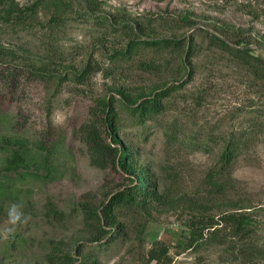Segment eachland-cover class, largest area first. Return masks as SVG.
I'll return each mask as SVG.
<instances>
[{"label": "rangeland", "instance_id": "obj_1", "mask_svg": "<svg viewBox=\"0 0 264 264\" xmlns=\"http://www.w3.org/2000/svg\"><path fill=\"white\" fill-rule=\"evenodd\" d=\"M210 33L264 59V0H0V70L18 81L11 95L0 82V264H48L59 245L74 264H148L157 242L168 264H264V77ZM163 37L187 40L144 42ZM166 88L161 112L132 113ZM107 104L132 175L145 172L167 201L124 209L126 232L96 239L87 207L130 183L120 167L93 165L81 135ZM255 118L263 125L219 172L223 136ZM230 213L251 218L247 240L221 219ZM203 216L221 223L192 240Z\"/></svg>", "mask_w": 264, "mask_h": 264}, {"label": "trees", "instance_id": "obj_2", "mask_svg": "<svg viewBox=\"0 0 264 264\" xmlns=\"http://www.w3.org/2000/svg\"><path fill=\"white\" fill-rule=\"evenodd\" d=\"M209 42L213 46H217L220 48H224L229 50L237 59L249 64L254 68V73L260 78L264 77V59L259 55H254L250 52V49L246 47H238L232 46L230 42H228L225 38L217 35L215 33L209 34ZM187 38H177V37H163V38H147L144 42L148 46H163V47H171L177 50L183 49L185 46ZM191 42V39H189ZM243 42V41H242ZM191 50V49H190ZM0 82L5 84L7 94L14 92L17 88V80L16 76L5 74L2 70H0ZM2 86V84H1ZM170 90L168 88L159 90L155 92L154 97L145 98L140 104H138L135 108L132 109V113L135 115L138 112L141 113H150L156 114L165 109V103L163 99L169 95ZM96 119V120H95ZM86 123L81 129V135L83 141L88 146V153L91 157V162L93 165L101 168H107L109 166H113L114 168L120 167L123 170L128 171V177L130 183H126L120 188L117 192H115L109 200H106L101 204L99 210L95 208L87 207V219L92 220L94 222H98L97 232L98 236L96 239H101L105 236L111 235L115 236L116 233L123 234L125 233V222L119 219L121 213H124V209H135L145 208L144 205L145 199L147 197L157 200L160 203H165L167 201L166 195L160 194L158 188L155 184L149 186L150 178L147 177L145 172L136 171L134 172V176L132 175V169L129 168L134 158L131 157V154H128L131 151V148L120 147L118 144L121 142L120 134L118 132L117 119L115 115L110 114L109 104L100 108L96 113V118ZM253 125L251 127H242L238 133L231 132L228 136H223L224 140L228 142L225 144L223 150L220 153V157L218 160L219 164V172L224 171L226 169L229 172L228 168H230L234 162L235 155L239 149V145L246 143L250 134H256L258 131L255 130V125L260 123L261 126L263 123L258 119L252 120ZM179 131H172L170 139L178 136ZM128 150L127 152L125 150ZM23 159V156L15 151L13 152L12 161L14 163H19ZM217 164V165H218ZM216 165V167H217ZM132 171V172H131ZM216 173V170L213 172ZM212 173V175H213ZM211 179H213L211 177ZM214 180V179H213ZM215 190L214 193H221L224 191V183L213 184ZM143 205V206H142ZM212 207V206H211ZM203 210L210 209V206H204L202 204ZM125 215V214H124ZM205 216L201 217V220L196 223V227L192 232V240L198 239L199 235H203V230L205 228H212L221 223V220H214L209 218L206 222L204 220ZM226 223H230L235 225L236 233L245 232V240H247L246 236L248 227L251 225L252 220L249 217L244 215L232 214L230 213L227 216H223L221 218ZM201 223V225H200ZM94 224V223H93ZM95 225V224H94ZM107 227H109L107 229ZM198 227L201 229L199 230ZM116 228V229H115ZM196 231H200L197 236ZM212 234H217L215 231ZM62 246L59 245L55 247L54 251L48 256V264H74L79 258H77L71 252H65L61 250ZM168 246H164L160 244V242L155 243V246L149 251V259L148 264H168ZM76 254H82L81 247L78 246ZM86 264H96L97 261L94 260H86Z\"/></svg>", "mask_w": 264, "mask_h": 264}, {"label": "clouds", "instance_id": "obj_3", "mask_svg": "<svg viewBox=\"0 0 264 264\" xmlns=\"http://www.w3.org/2000/svg\"><path fill=\"white\" fill-rule=\"evenodd\" d=\"M22 213L17 210V206L13 205L12 209L9 212L10 220L13 224L21 221Z\"/></svg>", "mask_w": 264, "mask_h": 264}]
</instances>
